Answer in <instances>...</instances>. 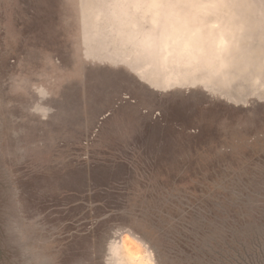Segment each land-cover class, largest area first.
<instances>
[{"label":"rangeland","instance_id":"rangeland-1","mask_svg":"<svg viewBox=\"0 0 264 264\" xmlns=\"http://www.w3.org/2000/svg\"><path fill=\"white\" fill-rule=\"evenodd\" d=\"M264 264V0H0V264Z\"/></svg>","mask_w":264,"mask_h":264},{"label":"clouds","instance_id":"clouds-1","mask_svg":"<svg viewBox=\"0 0 264 264\" xmlns=\"http://www.w3.org/2000/svg\"><path fill=\"white\" fill-rule=\"evenodd\" d=\"M10 235L16 245V264H57L51 245L37 231L22 228Z\"/></svg>","mask_w":264,"mask_h":264}]
</instances>
